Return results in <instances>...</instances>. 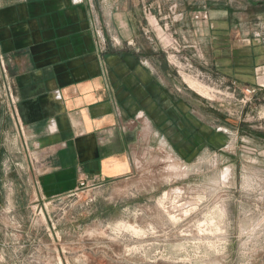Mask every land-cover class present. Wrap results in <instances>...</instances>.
Segmentation results:
<instances>
[{
    "label": "crops",
    "instance_id": "1",
    "mask_svg": "<svg viewBox=\"0 0 264 264\" xmlns=\"http://www.w3.org/2000/svg\"><path fill=\"white\" fill-rule=\"evenodd\" d=\"M224 7L184 9L173 33L203 70L255 87L264 120V0L247 8L250 20ZM145 8L143 0H0V155L10 158L13 145L14 174L27 168L47 197L174 167L223 142L212 114L199 115L212 109L150 37Z\"/></svg>",
    "mask_w": 264,
    "mask_h": 264
},
{
    "label": "rangeland",
    "instance_id": "2",
    "mask_svg": "<svg viewBox=\"0 0 264 264\" xmlns=\"http://www.w3.org/2000/svg\"><path fill=\"white\" fill-rule=\"evenodd\" d=\"M255 1L262 0H143L146 29L167 63L175 68L176 55L202 72L182 78L175 68L186 87L189 78L209 89L211 97L189 87L212 109L199 115L212 114L223 142L174 167L140 168L130 180L57 197L44 195L27 168L14 174L10 145L11 157L0 155V264H264V120L256 94L241 102L240 91L226 90L233 83L203 70L173 33L184 9L203 15L228 6L250 20Z\"/></svg>",
    "mask_w": 264,
    "mask_h": 264
},
{
    "label": "built area",
    "instance_id": "3",
    "mask_svg": "<svg viewBox=\"0 0 264 264\" xmlns=\"http://www.w3.org/2000/svg\"><path fill=\"white\" fill-rule=\"evenodd\" d=\"M175 63V68L177 69L179 75L183 78V76L186 74V76L189 77H197L201 78L202 72H198L190 63L188 60H185L184 64L180 63L179 59L177 58L176 55L173 56ZM183 74V75H182ZM233 90V96L235 95L236 92L240 91L239 93L242 94L241 102L243 103H248L251 102V99L255 96L256 90L249 88V87H244V88H238L235 83L232 85H228L227 91ZM90 187V183L87 181H81L77 187L76 190H85Z\"/></svg>",
    "mask_w": 264,
    "mask_h": 264
},
{
    "label": "bare ground",
    "instance_id": "4",
    "mask_svg": "<svg viewBox=\"0 0 264 264\" xmlns=\"http://www.w3.org/2000/svg\"><path fill=\"white\" fill-rule=\"evenodd\" d=\"M185 81L187 82L189 87L191 89H193L194 91H196V92H198V93H200L201 95H204V96H210L209 95L210 91H209V89L206 86L201 85V84H199V82H196L195 80L189 79V78H185Z\"/></svg>",
    "mask_w": 264,
    "mask_h": 264
}]
</instances>
